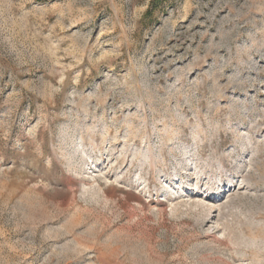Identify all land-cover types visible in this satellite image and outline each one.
I'll use <instances>...</instances> for the list:
<instances>
[{
	"label": "rangeland",
	"instance_id": "obj_1",
	"mask_svg": "<svg viewBox=\"0 0 264 264\" xmlns=\"http://www.w3.org/2000/svg\"><path fill=\"white\" fill-rule=\"evenodd\" d=\"M0 264H264V0H0Z\"/></svg>",
	"mask_w": 264,
	"mask_h": 264
}]
</instances>
